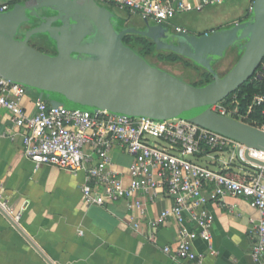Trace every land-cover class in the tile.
Wrapping results in <instances>:
<instances>
[{
    "label": "built area",
    "instance_id": "obj_1",
    "mask_svg": "<svg viewBox=\"0 0 264 264\" xmlns=\"http://www.w3.org/2000/svg\"><path fill=\"white\" fill-rule=\"evenodd\" d=\"M93 1L112 5L141 20L168 25L177 14L201 11L231 0ZM248 1L251 7L253 0ZM4 11L7 6L0 4V12ZM175 30L185 31L178 27ZM262 77V73L256 75L257 80ZM26 95L23 87L0 77V112L6 113L9 123L5 128L0 122V140L14 141L19 137L24 156L35 168L48 165L73 175L83 174L84 204L104 207L124 200L129 202L128 207L140 209L142 204L134 199L136 193L147 195L150 202L163 194L173 204L147 223L148 241L154 242L158 229L173 219L181 227V234L173 247L162 248L163 253L180 264H203V256L191 245L195 235L184 228V223H194L198 237L210 249L213 218L206 209L207 204L223 205L227 196L242 198L258 213L251 231V257L258 262L264 256V168L245 157L264 162V152L184 120L129 119L106 111L55 107L43 99L36 100L28 111L22 106ZM227 106L223 100L210 109L242 123L246 121L248 113L239 112L237 96ZM250 106L260 109V116L264 118V93L252 95ZM258 129L264 131V123ZM114 148L131 159L126 175L111 160ZM224 154L241 169L228 170V163L211 169L203 162L206 157ZM1 211L5 213V202L0 199Z\"/></svg>",
    "mask_w": 264,
    "mask_h": 264
},
{
    "label": "water",
    "instance_id": "obj_2",
    "mask_svg": "<svg viewBox=\"0 0 264 264\" xmlns=\"http://www.w3.org/2000/svg\"><path fill=\"white\" fill-rule=\"evenodd\" d=\"M125 22L93 0L14 3L0 12V77L27 94L37 93L39 101L49 98L55 107L129 119L184 120L264 152V131L210 109L252 78L264 57V0L252 1L249 18L200 35L147 20H141L142 29L124 27ZM41 34L71 40L60 45V55H51L29 45ZM126 34L147 38L157 52L192 61L212 81L195 87L150 65L123 44ZM235 44L242 53L218 76L209 59L222 58ZM245 157L264 168V162Z\"/></svg>",
    "mask_w": 264,
    "mask_h": 264
},
{
    "label": "crops",
    "instance_id": "obj_3",
    "mask_svg": "<svg viewBox=\"0 0 264 264\" xmlns=\"http://www.w3.org/2000/svg\"><path fill=\"white\" fill-rule=\"evenodd\" d=\"M36 100L27 94L22 106L30 111ZM0 122L9 127L6 113L0 112ZM224 155L206 157L203 162L211 169L223 163L229 164L228 170L241 169ZM110 157L115 168L126 175L130 157L118 148ZM83 183L81 173L73 175L48 165L35 168L24 156L19 137L1 139L0 199L16 226L0 212V264H48L45 259L50 264H180L162 251L165 246L173 247L181 234L173 219L158 229L154 242L146 237L147 223L169 209L171 199L159 194L150 202L138 192L134 199L142 204L140 209L128 207L124 200L104 207L86 205L81 197ZM206 209L213 218L210 249L198 237L194 223L183 225L195 235L191 245L203 256V264H264V256L258 262L251 257V231L258 213L245 199L227 196L223 205L208 203Z\"/></svg>",
    "mask_w": 264,
    "mask_h": 264
},
{
    "label": "rangeland",
    "instance_id": "obj_4",
    "mask_svg": "<svg viewBox=\"0 0 264 264\" xmlns=\"http://www.w3.org/2000/svg\"><path fill=\"white\" fill-rule=\"evenodd\" d=\"M0 1L8 2V0H0ZM102 5L110 8L111 12L115 16L121 18L125 17L124 11H121L114 6H109L104 4ZM249 15H250V6L248 0H231V1L223 2L221 4L207 6L201 11H188L177 14L173 19L169 21L168 25L172 29L173 27L180 26L191 34L200 35L201 33L206 32L207 30L210 29L213 30L221 29L224 27H228L232 23L243 21L249 18ZM129 22L131 23L130 24L131 27L140 28V29L143 28L141 20L137 16H131V20ZM17 37L19 38L20 35H18ZM237 45L238 44L228 47L224 52V56L220 59H217L213 64V66H211L212 69L218 74V76H223L236 63L237 60L235 55H233L232 47H236ZM147 62L150 65L157 64L165 72L174 75L175 77H177L178 79H180L181 81L187 84L192 85L193 83H196L198 81L197 80L198 75L196 74V72L189 68L184 67L183 64L180 62L176 64L163 63V62H158L153 57L149 58V61ZM262 69L261 70L264 71V68ZM30 95H32L33 97L35 95V92H32ZM47 101L51 103V100L48 99ZM227 157H228L227 155L223 156L224 159H227ZM206 159L208 160V158Z\"/></svg>",
    "mask_w": 264,
    "mask_h": 264
},
{
    "label": "trees",
    "instance_id": "obj_5",
    "mask_svg": "<svg viewBox=\"0 0 264 264\" xmlns=\"http://www.w3.org/2000/svg\"><path fill=\"white\" fill-rule=\"evenodd\" d=\"M34 25H37V23ZM55 38H57L56 41ZM55 38L49 37L48 35L45 34L37 35L29 40V45L42 53L51 54V55H60L61 51L58 49L59 37L56 36ZM122 42L125 46L130 47L134 52H136L146 61H149V58L153 57L158 62H163V63L176 64L180 62L183 64L184 67L195 71L196 74L198 75L197 77L198 81L192 84L195 87L203 86L212 81V76L203 68L195 65L192 61L185 59L184 57H181L179 55H176L174 53L155 51L154 44L145 37L139 35H133V34H126L122 37ZM240 47H241L240 45H237L236 47H232V52L233 55H235L236 60L239 58L240 54L242 53ZM216 60L217 59H214L213 61V59L211 58L209 60V64L213 66ZM152 66L160 68L157 64H152ZM263 67H264V57L261 60V63L254 76L250 78L247 82H245L243 85H241L234 93L229 95L227 99H225L226 105L229 106V102L232 101V98L234 96H237V100H238L237 107L239 109V112L241 114L248 113L247 119L246 121H244V123L255 128H258L260 124L264 123V118L260 116V109L250 106V101L252 95L264 93V71L261 70ZM260 72L263 74V77L261 80H257L256 75ZM33 97L34 99L35 98L37 99V93H35ZM48 99L43 97V100L47 101Z\"/></svg>",
    "mask_w": 264,
    "mask_h": 264
},
{
    "label": "flooded vegetation",
    "instance_id": "obj_6",
    "mask_svg": "<svg viewBox=\"0 0 264 264\" xmlns=\"http://www.w3.org/2000/svg\"><path fill=\"white\" fill-rule=\"evenodd\" d=\"M25 0H12V1H8L7 3H6V6H7V10H9L12 6H13V4L14 3H20V2H24ZM125 17H122L123 19H125L126 20V22L124 23V27H131L130 26V20H131V18L129 19L128 18V15L125 13V15H124ZM76 38H78V37H76ZM73 39V38H72ZM59 44H58V49H59V47H60V45L61 44H63V43H65L66 41L67 42H69L70 40H69V38H67V37H64V36H61V35H59ZM173 41H169V43H172ZM154 44V43H153ZM155 46V45H154Z\"/></svg>",
    "mask_w": 264,
    "mask_h": 264
},
{
    "label": "bare ground",
    "instance_id": "obj_7",
    "mask_svg": "<svg viewBox=\"0 0 264 264\" xmlns=\"http://www.w3.org/2000/svg\"><path fill=\"white\" fill-rule=\"evenodd\" d=\"M258 157V156H257ZM258 161V160H257ZM261 162V161H260Z\"/></svg>",
    "mask_w": 264,
    "mask_h": 264
}]
</instances>
